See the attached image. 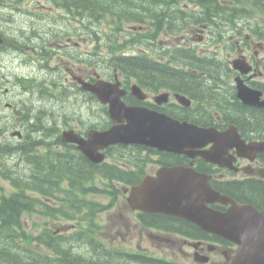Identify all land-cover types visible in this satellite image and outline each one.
<instances>
[{
	"label": "trees",
	"instance_id": "obj_1",
	"mask_svg": "<svg viewBox=\"0 0 264 264\" xmlns=\"http://www.w3.org/2000/svg\"><path fill=\"white\" fill-rule=\"evenodd\" d=\"M260 7L264 10V0H69L70 6H75L80 10V13L87 14V17L93 18L95 21L107 17L112 18L117 32L122 30V24L129 20L137 23L143 20L145 14L153 15V8L148 6L156 5L155 8L160 10L159 21L163 24H169L172 33L176 32L180 25L187 17L186 5H193L201 9L200 16H197L196 21L200 23H216L223 18L232 21L238 15L246 14L243 7L232 8L230 5H245ZM165 6L164 8H162ZM167 6L174 8L173 13L167 11ZM74 8V7H73ZM154 8V9H155ZM142 9V10H140ZM219 16V17H217ZM217 17V18H215ZM172 24H175L173 27ZM174 29V30H173ZM117 59L116 66L121 70L139 71L147 70L146 66L151 68L152 64L144 59L134 58L124 60ZM160 70H171L167 66L158 67ZM193 91L196 90L194 86ZM203 91L201 88L198 90ZM236 114V113H235ZM234 114V115H235ZM243 120H253L251 126L255 128H263L264 123L258 122V118L238 114ZM245 122V121H244ZM28 153V152H25ZM62 156V162H68L69 167L64 163L49 165L48 168L36 164L32 179L25 183H17L18 192L10 197H0V261L7 264H168L163 261H157L148 258H138L140 262H136V257L130 258V263L125 260L122 253L118 251H109L108 247L99 240L97 234L99 232L98 217L108 209L102 203L90 201L82 198V195L87 193L102 194L105 191L100 190L96 185H92L93 177L99 174L106 179H112L109 174H114L118 180L122 179V171L112 166L104 165L99 168L89 170L88 166L84 165L82 158L77 159L76 163L71 155L70 157ZM34 167V166H33ZM37 171L42 173L34 177ZM63 183V185H62ZM62 185V186H61ZM111 183L108 184L110 186ZM46 197L53 198L58 206L43 207L38 203L37 198L30 199L27 195L28 190ZM112 197H116L115 191H110ZM40 207L52 217H64L67 220L77 222L79 224L76 232L71 234V237L79 239V242L89 245V252L77 255L72 250L71 237L60 238L54 237L51 233L44 230L35 238L30 239L22 228L20 216L24 211H36ZM154 221L157 223L148 224L160 227L163 230L175 229L178 224L172 222L164 216H154ZM146 220V219H145ZM170 221V223L168 222ZM94 226L96 236H92L91 227ZM174 226V227H173ZM172 231V230H171ZM94 232V233H95ZM206 237V236H203ZM216 241V238H209ZM33 241L39 245H45L50 251H53L55 258L45 257L37 251H32L28 246V242Z\"/></svg>",
	"mask_w": 264,
	"mask_h": 264
},
{
	"label": "water",
	"instance_id": "obj_2",
	"mask_svg": "<svg viewBox=\"0 0 264 264\" xmlns=\"http://www.w3.org/2000/svg\"><path fill=\"white\" fill-rule=\"evenodd\" d=\"M84 87L95 93L103 103L109 104V115L117 123L107 131H91L87 141L72 131L63 133L64 141L77 143L93 162L103 159L99 149L115 143L143 144L162 151L182 153L189 148H200L210 142L217 145L221 141L220 136L211 130L180 124L144 108L125 106L120 100L123 92H118L114 86L98 83ZM136 96L140 97L138 93ZM124 121L126 124H123ZM202 155L204 159L212 160L215 151ZM194 196L204 205L206 202L223 201L209 188L205 177L191 173L189 178V170L172 168L162 169L156 179H146L142 185L134 187L129 202L133 209L183 216L208 232L218 233L238 243L241 249L232 264H264V214L244 216L237 207L226 214H206L208 211L204 206L188 202L190 197L193 201ZM193 213L197 220L200 216H207L205 221L210 226L197 221Z\"/></svg>",
	"mask_w": 264,
	"mask_h": 264
},
{
	"label": "flooded vegetation",
	"instance_id": "obj_3",
	"mask_svg": "<svg viewBox=\"0 0 264 264\" xmlns=\"http://www.w3.org/2000/svg\"><path fill=\"white\" fill-rule=\"evenodd\" d=\"M221 25L222 22L211 24L212 32L216 39L220 37V35L216 33L214 29ZM258 35L263 37V39L259 36L254 37V34L251 33H244L243 36H240V33L237 32L225 41L231 44V48L223 45L219 47L218 52L225 54L224 63H227L228 69V72L225 73L220 71L219 78L222 79L228 88L217 87L218 89L216 90L215 87H213V93L207 94L205 92L200 93L198 87L193 91V88L189 87V85L191 86V82H186V86H183L187 92L191 94L194 93L195 97H210L212 101H214V106L217 107V110H225L221 116L212 114L213 118H211V120L209 118H203V123L207 124V126L215 127L220 132L225 131L230 126H235L242 144H239L238 147L230 144L226 149V154L220 166L205 162L200 158L191 160L185 155H172L169 153H156L155 162H160V166L167 164L188 167L192 161L195 170L206 173L212 177L211 180H213V185H215L221 193L233 197L238 203L252 204L257 209L262 210L264 209V179L262 178V176H264V129L251 126L254 119L243 120L238 114H242L246 116L245 118L249 119L250 116L257 117L258 122L264 123V117L257 115L264 113V109L246 106L238 101L237 90L234 84L235 78L240 77L245 85L260 92V100L264 99V31L260 32ZM256 48H258L259 51H263V54L259 55V51L256 50ZM233 56L243 57L247 64L252 66V72L240 75L238 72L234 71L230 66V59ZM202 74L205 75L204 73ZM230 75H232V78H230ZM204 78L205 79L199 80L198 83L200 86L202 85L200 83H208V81H206L207 78ZM219 92L223 93L226 99H222ZM148 105L151 108L155 107L159 110L162 109L170 112L180 108L173 100H167V102L161 106H157L149 100ZM236 105L241 106V108H236ZM233 113L236 114L232 115ZM230 116L237 121L234 123ZM43 143L49 144L48 138H46ZM261 143H263V145L258 146L256 150L251 148L252 144ZM209 148L210 145L206 147V149ZM18 151H15L14 148H11L9 151L0 148V152L8 155H16ZM154 171V166L151 165L148 173H153ZM221 209L225 208L221 207ZM192 228L193 227H188V225H186L183 229V234L187 237L190 235L198 236L199 231H195ZM199 250L202 251L203 249L199 248Z\"/></svg>",
	"mask_w": 264,
	"mask_h": 264
},
{
	"label": "rangeland",
	"instance_id": "obj_4",
	"mask_svg": "<svg viewBox=\"0 0 264 264\" xmlns=\"http://www.w3.org/2000/svg\"><path fill=\"white\" fill-rule=\"evenodd\" d=\"M1 1H3V0H1ZM34 1L37 2L38 0H34ZM5 2H7V4H6L7 6H4L5 9H2L0 11V12H2V13H0L2 15V16L0 15V27L2 28L3 34L8 39L15 37L16 34H20V36H21V33L23 31H20V30L25 28V26L27 27V26L31 25L32 22L27 19V14L26 15L20 14V13L14 14L12 11L13 8H16L17 10L22 11L23 7H16L14 5L13 1H11L9 3L6 0ZM12 5L14 7H12ZM22 5H25V6L28 5L29 6V0H25L22 3ZM190 7H192V6H190ZM171 9H172V13H173V8L170 7V10ZM261 16L262 15H256L255 17L259 19ZM87 23H88V21H86V20H83L82 22H79V23L74 21L73 25L76 28H74V27L71 28L72 26L69 27L70 32L72 33L71 36L73 38V42L79 41L77 39V37H78L77 31H79L80 37H90V38H92L93 36L100 37L102 45L105 44L107 37L111 38L112 40H123L125 38V36H122V35L115 33L114 30L112 29V26H108L105 23H89L90 26L92 27V29H88L87 26H85V24H87ZM35 26H36V28H39L40 26H42V24L37 23ZM136 27H137V25L130 26V27L126 26L127 30H130V29L135 30ZM61 30H62V27H60V29L57 32L50 31V30L45 28L44 34H43L44 37H42L43 42L38 44V47L41 48V46L47 45L46 39L48 37H52L54 35H56V36L62 35L63 32ZM93 32L95 33V35L92 34ZM81 33H84L86 35H81ZM192 36H193V34L191 35V37ZM196 41H198V40H196ZM80 43H81V46L79 45L80 49H76L75 54H77L79 56V60L83 59L84 62L75 61L74 59L69 58V56H66L63 59H59V57H55L54 58L55 61L50 62L49 65L51 67H53L54 71H56L57 70L56 68H58V67L63 69L64 74L62 75L63 76L62 80L60 79V77H58V79H60L59 82L66 81L67 76H69L68 72L70 70H72L76 75L77 74L83 75L84 70H89V71L95 72L94 68L93 69L88 68L87 64L85 63L88 61L89 57L87 56V53L92 50V47H91L92 45H89L86 42L82 43L81 41H80ZM59 48H61L62 51H65L63 45H62V47H59ZM132 51H134L136 53V51H138V49L134 48V49H132ZM12 56H15V54H13ZM1 60H2V56L0 55V61ZM68 60L74 61L75 64L73 65L72 62L68 61ZM66 69H68V72L66 71ZM98 69L100 71H102V67L100 65H99ZM215 70L217 72H219L217 70V68ZM218 75H219V73H218ZM47 76L50 80L52 75H47ZM194 84H197V83H194ZM194 84H193V86H194ZM200 84H202V85L201 86L196 85L195 88L196 87H198L199 89L201 88L203 91H212V90L214 91V89H212L210 87V83H200ZM219 95L221 96L222 99H226V97L224 96L223 93L219 92ZM10 98L15 100L14 101L15 104L19 100H25V98L18 92V90H15L14 91V97L10 96ZM60 108L61 107L56 108V110H59ZM52 109H54V108H52ZM63 109H65V108H63ZM49 110H51V109L49 108ZM5 113L9 114V116L11 115L10 111H5ZM59 113H63V112L59 111ZM68 116H70V115H68ZM11 119H12V117L11 118L9 117L8 121H11ZM96 120L101 121L100 117H96ZM75 123H76V121L70 122L71 125H74ZM61 129H62V127L59 126V133H60ZM11 130H12V128H11ZM5 135L6 136L0 137L1 142L6 141L5 137H7V136L10 137V131H8ZM8 157H9L8 155H6L4 157H0V163H5V160H7ZM11 163H12V165H15V167H16V174H15L16 178L17 177L25 178V180H27V179L31 180L33 178L32 175H30V172L32 169L31 167H29L25 163H21V164L17 165V162H15V164H14V162L11 161L9 164L11 165ZM36 173L37 174H35L34 177H37V175L39 176V174L42 173V171H37ZM32 174H33V170H32ZM42 174L44 175V173H42ZM0 184L2 187H5V192L8 193L9 192L8 184H6V182L3 181L1 178H0ZM90 195H92V193L87 195V197ZM90 198H96V199H99L100 201L105 202V203H107L109 201V198L107 196H91ZM131 219H133V215L127 209V207L124 205V198L121 197L113 209L102 214V220H103L102 225H103V228H105V229H103V232H102L103 237L105 239H107L108 241L122 245L123 247L128 248L130 250H135V247L137 245H139L141 248H146L150 252L161 253L160 251H162V250H160L159 248L163 247L162 245L157 246L156 244L152 243L151 240L146 235H144L143 238H139L138 230L135 229L131 224H130V226H131L130 228H127V226L122 227V223L129 222V220H131ZM43 220L44 219H40L36 214H33L31 216H28V215L22 216V222H23L24 228L26 229V231H28L29 233L34 234V235H36V233L42 228V221ZM55 223H54V225H52L53 222H51L49 228H51L54 231H56L58 229H62L65 232H67L68 226H70V223H72V222L67 223V222H63V221H56ZM59 224H62V225H59ZM43 227H45L44 223H43ZM180 245L181 244L178 243V246H180ZM176 247L177 246L175 245L174 248H176ZM181 248L183 250H185L186 252H190L191 257L190 256L189 257L180 256L177 253L176 249H174V253H172L173 252L172 250H169L168 252H165V253L171 254L175 258L179 257L178 261L183 263V264H194V262L192 261V252H193L192 249L185 247V246H183V247L181 246ZM222 252L227 254V256H228V253H229L228 251L223 249ZM159 255H162V254H159ZM212 258H213L214 263L219 261V257L216 255H213ZM218 264H226L224 262V258H222Z\"/></svg>",
	"mask_w": 264,
	"mask_h": 264
},
{
	"label": "bare ground",
	"instance_id": "obj_5",
	"mask_svg": "<svg viewBox=\"0 0 264 264\" xmlns=\"http://www.w3.org/2000/svg\"><path fill=\"white\" fill-rule=\"evenodd\" d=\"M2 6H0V8H1ZM221 22V21H220ZM174 30V29H173ZM231 118V117H230Z\"/></svg>",
	"mask_w": 264,
	"mask_h": 264
}]
</instances>
